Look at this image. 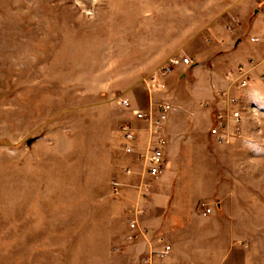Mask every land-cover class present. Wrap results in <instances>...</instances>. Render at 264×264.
Here are the masks:
<instances>
[{
  "label": "rangeland",
  "instance_id": "rangeland-1",
  "mask_svg": "<svg viewBox=\"0 0 264 264\" xmlns=\"http://www.w3.org/2000/svg\"><path fill=\"white\" fill-rule=\"evenodd\" d=\"M184 57L193 63L162 76L167 87L154 100L178 108L211 81L214 96L201 100V113L189 106L173 115L167 168L151 179L122 150L119 126L133 114L119 101L146 109V81ZM240 64L253 82L231 90L241 134L219 144L206 110ZM261 76L264 0H0V264H139L131 217L150 241L173 246L172 264L212 261L220 244L198 245L192 231L211 224L198 206L210 195L212 207L229 203L238 189L264 208ZM254 225L264 233L262 218ZM243 247L229 264L251 263Z\"/></svg>",
  "mask_w": 264,
  "mask_h": 264
},
{
  "label": "built area",
  "instance_id": "built-area-1",
  "mask_svg": "<svg viewBox=\"0 0 264 264\" xmlns=\"http://www.w3.org/2000/svg\"><path fill=\"white\" fill-rule=\"evenodd\" d=\"M191 63L193 60L188 57L172 58L146 81L150 94V105L146 109L133 107L128 98H122L119 101L123 108L131 109L133 114V119L123 121L119 126L122 150L127 154H134L144 161L145 174L148 178L160 177L167 168L168 122L174 109L170 99L154 100L155 92L167 87L166 82L161 79L162 76L173 72L178 65ZM228 75L233 80L232 84L229 85L228 90L218 92L220 100L217 99L216 108L213 111V122L209 129V135L219 144H228L241 134L243 112L239 97L231 94L234 84L238 89L244 91L253 83L251 72L244 64L230 70ZM260 79L263 80L264 77L261 76ZM128 172L131 170L129 169ZM115 191L118 192V185H116ZM198 209L204 216L212 212L207 203H201ZM139 212L141 213L140 210ZM135 213H138L136 208ZM129 226L139 232L134 235L136 238L141 237L142 241L148 243V249L141 254L139 264H164L173 250L172 245L162 239H158L156 242L150 241L148 229L140 228L137 217L129 219Z\"/></svg>",
  "mask_w": 264,
  "mask_h": 264
},
{
  "label": "crops",
  "instance_id": "crops-1",
  "mask_svg": "<svg viewBox=\"0 0 264 264\" xmlns=\"http://www.w3.org/2000/svg\"><path fill=\"white\" fill-rule=\"evenodd\" d=\"M187 65V64H182ZM192 76L195 78H198V75L200 73L199 66H195L192 70ZM187 76L183 79H185ZM214 82L211 81V84H208V86L203 87V91L198 92L202 95V98H199V100H193V98L189 99L188 101H191L188 103L187 101L181 100V103H179L178 108L174 105V109L170 114L168 126L170 129H173L175 127V123L173 121L174 114L177 111L184 113V109H187L189 106L193 107L196 112L201 113L202 107L204 106V103L201 102V100L204 97L213 98L214 96ZM198 86V79L195 84V87L192 89L197 91ZM199 87V86H198ZM194 92V91H193ZM197 99V98H195ZM212 101H208V103H211ZM197 107V110H196ZM206 110V109H205ZM190 110L188 109V113ZM189 116V114L186 115V118ZM205 122L208 123L209 129L213 122V111L208 108L206 110L205 115ZM189 128V127H188ZM208 129V130H209ZM209 133V132H208ZM192 149V148H191ZM190 149V145L187 144L186 148L182 150V153L190 155L193 150ZM240 190V189H239ZM236 192H233L231 195V201L227 203L222 204V202H217L214 209L210 205L211 203L215 204L213 199H215V196L210 195V201L211 203H207L211 209L212 212L206 216H203L204 219L209 220L208 226H196L194 229H192L193 233L196 234V242L198 245H206L208 243L214 244V250L217 245V243L220 244L219 251L213 252V255L215 256L212 261L204 262L202 264H229L231 258L233 257V254L239 253L243 246H247L249 253V256L252 257V261H250V264H264V233L258 232L257 229L258 226L255 227L254 223L257 225L260 218L264 221V208L260 205L261 199L258 197H255L254 194H241L238 192V189H236ZM230 203H232L230 205ZM234 207L236 209H234ZM233 209V210H232ZM245 216V217H244ZM248 218V219H247ZM257 223H256V222ZM244 243V244H242ZM173 247V246H172ZM148 249V244L146 241H141L139 243V258L142 254V252H145ZM174 248L171 252V254L168 256V258L165 260L164 264H172L174 262V259L176 258L174 253ZM213 250V251H214ZM246 252V250H245ZM205 255V253H203ZM206 256V255H205ZM204 256V257H205ZM254 257V258H253ZM256 258H259L258 260ZM208 261V260H207ZM238 264V263H237Z\"/></svg>",
  "mask_w": 264,
  "mask_h": 264
},
{
  "label": "water",
  "instance_id": "water-1",
  "mask_svg": "<svg viewBox=\"0 0 264 264\" xmlns=\"http://www.w3.org/2000/svg\"><path fill=\"white\" fill-rule=\"evenodd\" d=\"M34 141V138L28 139L27 144L30 145Z\"/></svg>",
  "mask_w": 264,
  "mask_h": 264
}]
</instances>
